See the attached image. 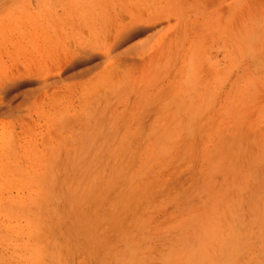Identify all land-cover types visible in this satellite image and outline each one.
<instances>
[{
	"label": "rangeland",
	"instance_id": "1",
	"mask_svg": "<svg viewBox=\"0 0 264 264\" xmlns=\"http://www.w3.org/2000/svg\"><path fill=\"white\" fill-rule=\"evenodd\" d=\"M0 264H264V0H0Z\"/></svg>",
	"mask_w": 264,
	"mask_h": 264
},
{
	"label": "bare ground",
	"instance_id": "2",
	"mask_svg": "<svg viewBox=\"0 0 264 264\" xmlns=\"http://www.w3.org/2000/svg\"><path fill=\"white\" fill-rule=\"evenodd\" d=\"M106 115H107V114H106ZM92 147H93V146H92ZM104 147H105V146H104ZM114 157H115V156H114ZM128 162H129V161H128ZM128 162H127V163H128ZM140 164H143V163H140ZM140 164H139V165H140ZM146 164H147V163H146ZM106 168H107V167H106ZM150 170H151V169H150ZM89 171H90V169H89ZM59 175H60V174H59ZM103 176H104V175H103ZM102 178H103V177H102ZM102 178H101V179H102ZM126 178H127V177H126ZM104 179H105V178H104ZM85 180H86V179H85ZM99 182H100V181H99ZM102 182H103V181H102ZM98 185H99V183H98ZM70 186H71V185H70ZM95 186H96V185H95ZM71 187H72V186H71ZM139 187H140V186H139ZM80 188H81V187H80ZM80 188H79V189H80ZM79 189H77V190L79 191ZM137 189H138V188H137ZM138 190H140V189H138ZM96 191H97V190H96ZM97 192H98V191H97ZM151 193H152V192H151ZM137 194H138V193H137ZM92 197H93V196H92ZM154 199H155V198H154ZM83 203H84V202H83ZM79 210H80V209H79ZM137 214H138V213H137ZM139 217H142V216H140V214H139ZM143 217H144V215H143ZM8 219H9V218H8ZM33 222H34V221H33ZM30 226H31V225H30ZM32 226H33V225H32ZM30 228H31V227H30ZM32 228H33V227H32ZM34 228H36V226H34ZM34 228H33V229H34ZM74 229H75V228H74ZM15 231H16V230H15ZM17 234H18V233H17ZM32 235H33V234H32ZM38 235H39V233H38V231H37V236H38ZM34 237L36 238V235H35Z\"/></svg>",
	"mask_w": 264,
	"mask_h": 264
}]
</instances>
